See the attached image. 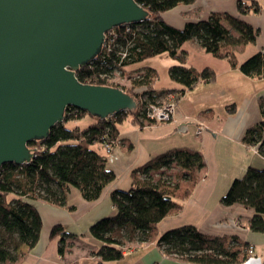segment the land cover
Returning a JSON list of instances; mask_svg holds the SVG:
<instances>
[{
    "label": "trees",
    "instance_id": "obj_1",
    "mask_svg": "<svg viewBox=\"0 0 264 264\" xmlns=\"http://www.w3.org/2000/svg\"><path fill=\"white\" fill-rule=\"evenodd\" d=\"M150 13L139 22L117 26L107 32L106 40L97 56L76 75L83 83L120 87L138 101L137 108L121 110L106 118L95 117L86 126L70 125L88 112L74 106L66 108L63 121L57 123L44 139L28 143L33 150L29 162L4 163L0 168V264H19L26 253L38 243L42 216L33 201L43 200L58 206H68L71 188H76L88 201L100 198L104 189L116 179V173L107 166L120 138L121 125L130 118L141 127L160 121L151 118L153 105L170 100L177 104L186 90L199 82H212L216 72L210 67L201 70L188 64V51L184 44L196 40L214 56L227 59L232 67L246 75H264V52L257 51L239 62L237 51L254 43L260 35L242 18L227 11H213L207 18L190 20L181 28L169 23L164 14L179 5H190L197 0H137ZM242 15L260 13L264 0H236ZM168 53L177 63L168 68L171 80L182 89H168L160 94L154 89L159 78L151 66L129 67L143 60ZM135 71L129 88L109 83L116 71ZM262 120L249 127L242 140L258 147L264 155V100L260 101ZM94 117V116H93ZM104 149V151H103ZM177 167L176 179L155 174ZM205 167L203 154L192 147H175L160 153L131 172V184L126 189H113L110 193L115 214L95 221L90 234L100 242L93 252L95 264H115L125 256L131 242H155L167 256L195 264H240L251 254L250 243L236 234H209L198 227L185 224L159 234L158 223L178 212L193 191L200 172ZM155 173V174H154ZM226 206L241 204L254 214L248 227L264 232V168L249 167L246 173L233 180L222 198ZM74 209V206H69ZM76 234L67 232L61 223L50 230V237H60L58 252L65 257L68 238ZM130 242V243H129ZM129 244V245H128ZM255 251V250H254Z\"/></svg>",
    "mask_w": 264,
    "mask_h": 264
},
{
    "label": "crops",
    "instance_id": "obj_2",
    "mask_svg": "<svg viewBox=\"0 0 264 264\" xmlns=\"http://www.w3.org/2000/svg\"><path fill=\"white\" fill-rule=\"evenodd\" d=\"M213 11L230 12L260 29L254 43L236 52L240 63L257 51L264 52V9L258 14L242 15L238 12L236 0H197L167 11L164 17L181 28L187 21L207 18ZM183 47L188 51L190 66L199 70L210 67L216 72V79L199 82L186 90L171 121L143 127L134 124L130 118L124 121L120 130L123 142L114 148L107 163L108 168L116 173V179L104 189L99 199L88 201L76 188H71L68 206L33 201L42 216L43 228L35 247L22 248L26 255L19 264H95L97 257L93 252L100 242L92 237L90 227L98 219L115 214L111 191L128 188L134 168L169 149L184 146L199 150L204 156L205 167L192 193L183 200L182 208L158 223L159 234L185 224L195 225L209 234H236L253 245L255 250L240 264H264V232H254L248 227L253 209L241 204L226 206L222 203L234 179L242 177L250 166L264 168V155L258 147L242 140L245 131L262 120L260 101L264 100V75L244 74L239 68L232 67L227 59L206 52L196 40L186 42ZM159 55L153 58L159 57L168 73L169 66L177 60L168 53ZM156 64L144 66L159 71ZM144 66L132 65L129 68ZM164 81L165 87H158L159 82L156 81L154 89H182V85L170 77ZM200 127L202 131L198 132ZM56 223L63 224L67 232L76 234L67 240L70 246L65 257L58 252L60 237H50V230ZM137 248L141 250L133 252ZM129 251H132L130 256L127 255ZM115 264L195 263L166 256L155 242H147L126 250L124 258Z\"/></svg>",
    "mask_w": 264,
    "mask_h": 264
},
{
    "label": "water",
    "instance_id": "obj_3",
    "mask_svg": "<svg viewBox=\"0 0 264 264\" xmlns=\"http://www.w3.org/2000/svg\"><path fill=\"white\" fill-rule=\"evenodd\" d=\"M150 16L137 0H0V168L33 157L74 106L106 118L137 108L120 87L81 82L107 32Z\"/></svg>",
    "mask_w": 264,
    "mask_h": 264
},
{
    "label": "rangeland",
    "instance_id": "obj_4",
    "mask_svg": "<svg viewBox=\"0 0 264 264\" xmlns=\"http://www.w3.org/2000/svg\"><path fill=\"white\" fill-rule=\"evenodd\" d=\"M156 56H160V55H156ZM153 57H155V56H153ZM153 57L147 58V59L143 60L142 62L137 63L136 65H138V67H139V66L148 65V64H151V63L152 64L157 63L156 65H157V67L159 69V71H158L159 72V78L157 80V82H159V83L157 85H158V87H165L164 86V83H165L164 80L166 79V77L169 78V75H168L167 71H164V66H162L161 63H160L161 62V59L159 57H156L158 59L153 58ZM157 60H158V62H157ZM165 70H166V68H165ZM135 75H137V73L135 71H130V69L124 70L123 72L122 71H116V72H114L112 74V77L109 78V81L108 82L109 83H112V84H115V85H120V86H122L124 88H129L130 87V84H131V80H132V78ZM156 91L159 92V94H160L163 91V88H161L159 91L158 90H156ZM169 102L175 103V102H173V100H171V97H170V100H167L166 102H163L162 104L157 105V106L162 107V106H165L166 104H168ZM176 106H177V104L175 103V110H176ZM152 108H153V106H152ZM160 110L161 109H159L157 112H159ZM94 118L95 117H93L91 114L87 113L81 119H78V120H76L74 122H70V125L78 124V125H81V126H86L90 122H92L94 120ZM152 118H154V117H152ZM162 121H164V120H162ZM177 170H178L177 167H171L169 169H164L163 171H159L156 174L154 173L155 174V178L157 179V178L161 177L162 175H164L165 177H172L175 180L176 179L175 176H176ZM145 243H147V242H145ZM130 244L131 245H129V244L128 245H129V248L131 249L133 247L136 248V246L140 245L141 243H139V242H131ZM140 250H141V248H137L133 252H139ZM254 252L255 251H253V254H254ZM131 253H132V251H129V253L127 255L130 256Z\"/></svg>",
    "mask_w": 264,
    "mask_h": 264
},
{
    "label": "built area",
    "instance_id": "obj_5",
    "mask_svg": "<svg viewBox=\"0 0 264 264\" xmlns=\"http://www.w3.org/2000/svg\"><path fill=\"white\" fill-rule=\"evenodd\" d=\"M128 24V23H127ZM107 36V35H106ZM106 40V39H105ZM168 97H171V100L173 98V94H168ZM174 102V101H173ZM159 109H161L159 112H157ZM175 112V103L169 102L165 106H157L153 105V108L151 109V112L149 113V116L152 118H157L158 120H169L173 117V114ZM202 131V127L198 130V132ZM254 247L251 245L248 252L252 255L253 254V249Z\"/></svg>",
    "mask_w": 264,
    "mask_h": 264
}]
</instances>
